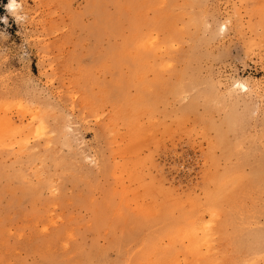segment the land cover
<instances>
[{
	"label": "rangeland",
	"instance_id": "374dc122",
	"mask_svg": "<svg viewBox=\"0 0 264 264\" xmlns=\"http://www.w3.org/2000/svg\"><path fill=\"white\" fill-rule=\"evenodd\" d=\"M0 118V264H264V0L0 1Z\"/></svg>",
	"mask_w": 264,
	"mask_h": 264
},
{
	"label": "snow or ice",
	"instance_id": "6c2138e0",
	"mask_svg": "<svg viewBox=\"0 0 264 264\" xmlns=\"http://www.w3.org/2000/svg\"><path fill=\"white\" fill-rule=\"evenodd\" d=\"M15 5H14V3H10L9 4V8H12V7H14Z\"/></svg>",
	"mask_w": 264,
	"mask_h": 264
},
{
	"label": "bare ground",
	"instance_id": "6f19581e",
	"mask_svg": "<svg viewBox=\"0 0 264 264\" xmlns=\"http://www.w3.org/2000/svg\"><path fill=\"white\" fill-rule=\"evenodd\" d=\"M10 3H11V1H10L9 3H7L6 5L9 6ZM243 86H244V85H243ZM0 119H2V118H0Z\"/></svg>",
	"mask_w": 264,
	"mask_h": 264
},
{
	"label": "trees",
	"instance_id": "16d2710c",
	"mask_svg": "<svg viewBox=\"0 0 264 264\" xmlns=\"http://www.w3.org/2000/svg\"><path fill=\"white\" fill-rule=\"evenodd\" d=\"M1 2H4L5 0H0Z\"/></svg>",
	"mask_w": 264,
	"mask_h": 264
}]
</instances>
